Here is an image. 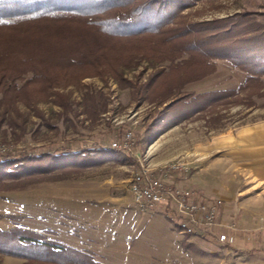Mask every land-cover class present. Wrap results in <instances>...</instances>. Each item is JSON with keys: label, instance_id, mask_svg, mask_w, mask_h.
<instances>
[{"label": "rangeland", "instance_id": "374dc122", "mask_svg": "<svg viewBox=\"0 0 264 264\" xmlns=\"http://www.w3.org/2000/svg\"><path fill=\"white\" fill-rule=\"evenodd\" d=\"M189 1L193 6L182 11L188 23L244 20V28H251L263 48L257 56L264 60V0ZM209 62L210 74L184 85L162 104L158 98L143 99L138 89L168 63L141 61L122 70L132 87L108 75L89 77L55 88L46 99L18 102L6 111L0 107V144L7 149L0 158L50 154L32 165L30 175L0 184V230L22 228L85 252L94 264H264V240L254 238L257 232L264 234L262 216L252 215L257 226L252 232L217 217L215 235L232 236V242L196 239L179 234L165 218L164 207L140 210L130 190L134 175L143 171L171 185H190L197 178L212 188H238L237 200L227 203L235 208L239 201L235 209L240 214L257 209L258 201L251 198L263 192L257 186L264 172V97L253 96L247 105L240 93L194 113V97L236 90L247 76L228 60ZM184 95L191 97L165 110ZM90 99L96 114L86 109ZM113 143L126 149L112 150ZM66 162L77 167L52 168ZM246 188L256 191L242 198ZM209 198L220 202L219 216L225 201ZM24 262L0 255V264Z\"/></svg>", "mask_w": 264, "mask_h": 264}, {"label": "trees", "instance_id": "16d2710c", "mask_svg": "<svg viewBox=\"0 0 264 264\" xmlns=\"http://www.w3.org/2000/svg\"><path fill=\"white\" fill-rule=\"evenodd\" d=\"M191 6L189 0H0V107L6 111L18 102L46 99L55 88L89 77L108 75L132 87L122 78V70L141 61L168 63L138 89L143 99L158 98L160 104L184 85L210 74L209 61L215 59L230 61L247 76L236 90L194 97V113L240 93L247 105L253 96L264 97V60L257 56L263 48L251 28L232 18L188 23L182 11ZM187 97L174 99L165 110ZM90 101L86 109L98 113ZM61 106L68 109L66 103ZM44 155L0 158V184L30 175L32 165L38 166L50 154ZM0 255L22 259L24 264H94L85 252L19 227L0 230Z\"/></svg>", "mask_w": 264, "mask_h": 264}, {"label": "built area", "instance_id": "2783aa9c", "mask_svg": "<svg viewBox=\"0 0 264 264\" xmlns=\"http://www.w3.org/2000/svg\"><path fill=\"white\" fill-rule=\"evenodd\" d=\"M126 139H129V134ZM111 149L125 150L126 145L118 146L113 143ZM6 150L5 145L0 144V155ZM130 190L140 210L164 207L165 218L176 227L182 236L196 239L214 238L221 243L232 242V236L215 235L214 230L220 205L218 200L203 197L187 185L167 184L161 177H155L145 171L134 175ZM226 228L232 230L233 226L227 225Z\"/></svg>", "mask_w": 264, "mask_h": 264}, {"label": "crops", "instance_id": "0c3cea01", "mask_svg": "<svg viewBox=\"0 0 264 264\" xmlns=\"http://www.w3.org/2000/svg\"><path fill=\"white\" fill-rule=\"evenodd\" d=\"M262 172L259 173V178H258V189L259 192L263 191L261 194L254 196L253 198H251L252 200H254V202L258 201V206L257 209L255 211H251V214L246 213V211H243L242 214H240L239 209L237 210L235 209L237 207V205L240 204L239 201H237V205H235L236 207H232L231 204L227 203L228 200L231 201V199H236L239 197V192L237 191L238 188L234 187L233 184L225 186V185H221L218 186L216 188H212V186H209L207 183L203 182V180L197 179L195 178L193 181H191V184H187L184 183L183 185H187L192 187L194 190H196L198 192V194H200L203 197H217V198H222L225 201V205L221 208L220 213H219V220H221L222 222L225 221H235L237 222L238 227L241 228L242 231H248V232H252L255 227L254 226L255 223L253 221V219L251 218L252 215H259L262 216L264 219V177H262L261 175ZM264 173V172H263ZM262 173V174H263ZM202 183L204 185H202ZM262 183V184H261ZM193 185V186H192ZM254 188H246L245 194L242 196V198H246L247 196H250L252 194V192H255L256 190H253ZM241 207V206H240ZM243 209V208H242ZM237 240L240 239V233H238L237 235ZM255 239H262V241L264 240V234L263 232H257L254 236ZM241 242V240H239Z\"/></svg>", "mask_w": 264, "mask_h": 264}]
</instances>
